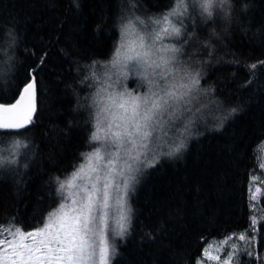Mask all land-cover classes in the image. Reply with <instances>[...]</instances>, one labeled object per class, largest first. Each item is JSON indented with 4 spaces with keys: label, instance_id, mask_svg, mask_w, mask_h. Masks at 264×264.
Wrapping results in <instances>:
<instances>
[{
    "label": "trees",
    "instance_id": "1",
    "mask_svg": "<svg viewBox=\"0 0 264 264\" xmlns=\"http://www.w3.org/2000/svg\"><path fill=\"white\" fill-rule=\"evenodd\" d=\"M203 3L0 0V103H14L36 78L30 122L18 133L0 130V225L40 229L57 203L58 182L102 148L91 139L99 121H109L99 87L149 98L148 108L150 95L164 97L161 87L182 96L190 90L186 112L199 122L168 148L137 146L144 154L128 180V222L108 264H197L209 243L227 237L223 260L234 249L231 264H264V172L257 170L264 156V0H213L211 18ZM166 15L181 23V35L155 41V49H180L181 85L159 71L161 83L141 86L104 77L125 26L153 34ZM154 112L151 132L174 131L180 119L170 100Z\"/></svg>",
    "mask_w": 264,
    "mask_h": 264
},
{
    "label": "snow or ice",
    "instance_id": "2",
    "mask_svg": "<svg viewBox=\"0 0 264 264\" xmlns=\"http://www.w3.org/2000/svg\"><path fill=\"white\" fill-rule=\"evenodd\" d=\"M213 0H204L201 5L203 11L207 13L208 18H211L212 12L209 9L212 7ZM163 21L169 25L167 28H162L161 31L165 35H181V29L172 25L169 16H164ZM155 23L159 24L161 21L157 20ZM131 37V38H130ZM162 39L160 32L155 34L140 32L130 33L127 26L122 31V43L115 50V58L113 65L123 60L124 67L131 65L132 71H140L141 69L147 71L149 68L159 69L166 67L171 63V59H166L160 56L161 63H157L152 59V56L159 51H153L155 41ZM165 51L177 52L176 48H167ZM174 59V57L172 58ZM264 64V61L260 62ZM253 68L256 65H252ZM36 82L35 76L31 77V81L24 84L20 89L19 99L15 103L3 104L0 103V130L8 133H18V130L25 127L23 123L26 116L21 117L18 113L21 102L25 99V93H31ZM123 93L119 94V101L116 97H109L110 105L101 109V113L110 117L108 128L115 126L117 129L123 128V132L117 131L112 133L113 143H127L136 146L137 141L135 136L140 137V147L147 148V141L151 137V132L146 130L151 126V122L155 115L154 110H159L164 105L169 104V100H179L182 97H177L174 91H165L164 97H158L151 100V107L148 108L143 115H141L138 103V97H132L131 100L123 99ZM153 95H156L155 93ZM31 100V96H29ZM144 104L149 103V98H145ZM129 107L131 114L129 115ZM115 109V111H113ZM122 110V111H121ZM235 111V109H233ZM30 122V121H29ZM92 140H99V136L93 133ZM97 159H102L100 150L97 149L94 153ZM112 161L109 160V165ZM122 174V173H120ZM78 173H73L72 180L67 182V186L81 187L75 185L74 181L78 177ZM112 175V170L105 176L107 181L108 176ZM83 179V177H80ZM99 180V177H97ZM110 184L104 183L103 190L97 188L95 183L92 184L91 190L87 186L82 187L84 197L80 201L73 200V205L79 203V208H73V215L68 218L67 213L63 211L66 207L64 204L60 205L59 214L53 212L49 214L48 221L44 226L38 230L25 232L20 227L5 228L0 225V264H107L109 249L106 239L101 240L99 246V255L97 258V241L95 237L100 231V225L104 222V215H97L108 206ZM125 187L127 183L125 182ZM65 184H60V189L63 190ZM259 191V189H257ZM99 194V195H98ZM75 195V194H73ZM55 231H51L53 227ZM245 237L241 235L240 240ZM31 240V243H24L25 240ZM232 237H227L222 241H218L215 245L209 243L208 247L202 252V259L197 261V264H203L204 260H211L216 264H231L234 255V249L224 252L225 259L221 262L219 252L222 250L221 245L227 244V241ZM17 240L20 242L17 243ZM212 251L216 254L213 255Z\"/></svg>",
    "mask_w": 264,
    "mask_h": 264
},
{
    "label": "rangeland",
    "instance_id": "3",
    "mask_svg": "<svg viewBox=\"0 0 264 264\" xmlns=\"http://www.w3.org/2000/svg\"><path fill=\"white\" fill-rule=\"evenodd\" d=\"M169 19L172 23V25L178 27L181 29V23L179 21H174L173 18L170 15ZM180 20V18H179ZM131 23H134V20L131 19L129 22V25ZM135 28H132L130 33L140 32V34H144L142 30L146 31V28L144 26H134ZM169 25L165 23L163 20H161V23H153L152 27L150 29L153 30V34L156 32H160V35L162 39H170L173 35H165L161 29L167 28ZM131 38V37H130ZM122 38L119 41L118 47L122 43ZM156 44H154L153 51L156 52L157 49H159L158 52H156L155 55L152 56V59L155 60L157 63H161L159 57L164 56L166 59H171L172 62V69L169 65L166 67H161L159 69L156 68H149L147 71L141 69L140 71H132L131 65H129L127 68L124 67L123 60L121 59L119 63L113 65V61H111L107 67H112L110 70L103 68V75L104 77H108L113 81L114 84L122 85L124 81L129 79H135L137 80V84L139 86L146 84V82L152 83V78L154 79V82L161 83L163 81V76L160 74H155L157 71L164 72L169 76L171 79V82L174 86L181 85L184 74V58L181 55V51L179 48V51L173 53L170 51H165L167 48H173L168 46H161L157 49H155ZM174 57V59H172ZM116 59V58H114ZM103 87V86H101ZM168 88V87H167ZM165 87L159 88L161 94L164 96L165 91H172L171 89H167ZM104 89V93H103ZM118 91V90H115ZM113 92L108 91L105 87L102 89L99 87L97 90V94L101 95V109L104 107H107L110 105L111 101L109 100V97H116L119 101L120 97L119 94L121 92ZM103 93V94H102ZM192 95L193 92L188 90V93L184 96L182 95H176L177 97H182V99L179 100H170V105L174 108L175 114L174 117L177 119H180V121H173L174 124V131H158L160 128H156L155 131L151 132V126L149 129H146L151 132V137L147 141L148 146H150V142H155V145H157L161 149H165L170 147L174 144V135L176 133L182 132L183 130H186L187 132L190 130V128L196 124L199 121H193L190 114H188L186 111L189 109L190 104L192 102ZM127 97L125 94L123 95V99L125 100H131V98H125ZM137 97V96H134ZM140 98V97H138ZM153 97L150 95V100H152ZM165 99H168L165 97ZM144 99L140 98L138 103L140 104V113L143 115V113L148 109L147 104L143 103ZM115 111V109H113ZM122 111V110H121ZM128 114H131V108L129 107ZM103 119L110 120V117L105 116L102 114ZM100 127L96 130V135L99 136L98 142L101 144L100 148L99 146L95 147V151L88 154L83 161L80 164V169L77 171H73L70 176H68L65 179H61L58 184L57 188H60V184L64 183L65 188L63 190L60 189L59 197L57 200L56 205L52 208V210L49 212H57L59 214V208L61 204H64L66 207L63 209L65 213H67V217L70 218L74 213L72 211L73 208H79V203L76 205H73V200L80 201L84 197V192L81 190L83 186H87L89 190H91V186L93 183L97 185V188L103 190L104 183L108 182L110 184V187L108 189L109 192V198H108V206L107 208H104L102 212H98L97 215H101L103 213H106L104 215V222L100 225V231H98L97 236L95 237L98 247H97V258L99 255V246L101 245V240L106 239L109 254L107 259V264L109 262V259L111 257V252L113 250V244L114 239L119 236L121 232H123L124 227L126 226L128 222V212L127 207L125 205V199L127 194V187H125V182L128 185L129 177L132 174V169L140 166L141 160L137 161L134 165L135 160H138L144 153L142 152L141 148L137 146L140 145V137L135 136L134 139L137 141V144L135 147H133L130 144L127 143H113V137L112 133H115L117 131L123 132V128L117 129L115 126H113L111 129L108 128L109 121H99ZM181 128L180 131L177 129ZM108 145L109 148L105 149ZM113 146V148H111ZM144 150L147 151V148L142 147ZM100 150V156L102 159H97L94 153L96 150ZM138 149V150H137ZM145 152V151H144ZM263 155V154H262ZM259 157V162L257 166V170L259 172H264V156ZM109 160L112 161V164L109 165ZM109 169L112 170V175L108 176L107 181L105 180L106 174L109 172ZM73 173H78V177L75 179L74 183L75 185H79L81 187H71L69 188L67 186V182L72 180ZM122 173V174H120ZM80 177H83L81 179ZM97 177H99V180H97ZM58 193V192H57ZM75 194V195H73ZM99 195V194H98ZM255 200V199H252ZM49 214L45 219V222L41 226V228L44 226V224L49 219ZM257 225L256 218H253V227L252 229ZM56 227L54 226L51 231H55ZM3 239V238H0ZM20 241L17 240V243ZM212 254L215 255L216 252L212 251ZM223 259L221 258V262ZM6 264V262H5ZM203 264H216V262L211 260H204Z\"/></svg>",
    "mask_w": 264,
    "mask_h": 264
},
{
    "label": "water",
    "instance_id": "4",
    "mask_svg": "<svg viewBox=\"0 0 264 264\" xmlns=\"http://www.w3.org/2000/svg\"><path fill=\"white\" fill-rule=\"evenodd\" d=\"M24 96H25V99L21 102V106H20V109L18 110V113L21 117H24V116L27 117V119L23 120V123L27 124L35 108L34 89L31 91V93H25ZM29 96H31V100H29Z\"/></svg>",
    "mask_w": 264,
    "mask_h": 264
},
{
    "label": "bare ground",
    "instance_id": "5",
    "mask_svg": "<svg viewBox=\"0 0 264 264\" xmlns=\"http://www.w3.org/2000/svg\"><path fill=\"white\" fill-rule=\"evenodd\" d=\"M137 81V80H136ZM135 84V83H134Z\"/></svg>",
    "mask_w": 264,
    "mask_h": 264
}]
</instances>
